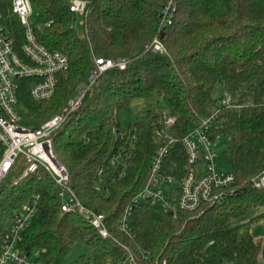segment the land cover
I'll use <instances>...</instances> for the list:
<instances>
[{
  "label": "trees",
  "instance_id": "16d2710c",
  "mask_svg": "<svg viewBox=\"0 0 264 264\" xmlns=\"http://www.w3.org/2000/svg\"><path fill=\"white\" fill-rule=\"evenodd\" d=\"M31 1L43 12L34 21L38 40L66 53L69 66L60 72L53 96L43 101L30 96L31 80L21 81L23 124L38 127L61 112L87 82L95 56L129 60L125 69L103 72L81 107L53 135L71 188L84 205L105 215L112 237H102L80 214L62 210L60 187L43 167L22 177L20 166L18 182L0 187V248L17 210L37 195V210L22 231L21 246L39 249L41 264H128L122 244L135 253L147 249L145 264H163L164 258L165 264H258L264 243L253 236L250 223L264 213L243 220L264 204V193L241 185L264 169V0H174L166 25L162 21L169 0H87L83 16L70 10L71 0ZM0 9L22 55L24 29L10 0H0ZM80 19L82 34L76 29ZM155 37L164 51L148 49ZM224 91L231 95V106L222 109L213 136L219 134L225 144L223 162L236 175V190L216 203L182 210L177 218L148 202L136 204L128 219L132 234L121 230L119 219L144 186L161 144L154 137L156 108L165 107L176 117L173 133L181 138L211 113ZM135 98L155 102L127 125L128 131L136 127V138L120 175V166L110 160L114 120ZM174 162L180 166L174 172L182 175L186 154L180 142L166 158L167 172L173 173ZM101 166L107 180L114 177L108 195L93 186ZM77 245L83 251L70 259Z\"/></svg>",
  "mask_w": 264,
  "mask_h": 264
},
{
  "label": "built area",
  "instance_id": "2783aa9c",
  "mask_svg": "<svg viewBox=\"0 0 264 264\" xmlns=\"http://www.w3.org/2000/svg\"><path fill=\"white\" fill-rule=\"evenodd\" d=\"M11 10L18 17L24 29V42L21 54L15 48L13 38L5 28L3 12L0 9V187L6 178L22 166V177L28 176L43 167L59 185L61 208L64 212H76L83 216L98 233L105 238L112 237L107 226L106 217L84 205L70 186V173L55 149L53 135L65 122L69 114L80 108L87 90L96 83L97 78L106 70L114 67L125 69L127 58L94 57L87 82L82 84L63 110L48 118L38 127H30L21 122L18 111L21 81H30V96L36 101H43L53 96L59 80V74L69 66L66 53L59 49H49L42 44L35 33L33 3L31 0H10ZM87 0H71L70 10L83 16L87 12ZM174 0H169L162 23H171ZM84 19L78 22L83 23ZM49 24V23H47ZM155 52L164 51V46L155 37L148 46ZM231 106V95L224 91L219 104L212 107L211 113L201 123L178 138L173 133L176 117L165 107H157V125L154 137L161 142L157 147L150 165V172L142 189L131 199L119 219L120 229L132 234L128 224L134 205L148 202L159 207L164 213L177 218L179 212L191 211L205 203H216L226 193L234 192L236 175L224 167L219 159L222 138L213 132L218 128L220 113L223 108ZM113 133L115 144L111 163L120 166V175L125 173V166L130 158L128 149L134 146L136 127L128 131L119 119L115 118ZM180 142L186 154L182 175L179 163H173L169 173L166 170V158L171 147ZM130 144V147H128ZM22 159V161H21ZM114 180L105 178V169L97 170L93 181L94 188L108 195L110 184ZM18 179L14 180L16 184ZM243 187L260 190L264 193V169L242 183ZM38 196L34 195L16 212L14 220L7 227L0 248V264H41L40 250L26 251L21 246L22 231L29 225L37 210ZM116 240V239H115ZM264 243V239H263ZM127 251L128 264H145L150 259L147 249L138 253L123 245ZM166 263V259L162 260ZM70 264H77L72 261ZM264 264L263 250L259 253V263Z\"/></svg>",
  "mask_w": 264,
  "mask_h": 264
},
{
  "label": "rangeland",
  "instance_id": "374dc122",
  "mask_svg": "<svg viewBox=\"0 0 264 264\" xmlns=\"http://www.w3.org/2000/svg\"><path fill=\"white\" fill-rule=\"evenodd\" d=\"M33 10H34V15L32 17L33 21H39L43 17V12L42 10L35 4H33ZM76 29L79 34L83 33V28H82V23L77 22L76 23ZM155 99L154 98H135L131 101V104L122 109L118 116L120 123L123 127H126L129 123V121L133 118L138 117L149 105V103H154ZM224 143L222 142L221 145V151L219 153V159L224 160V157L222 156V148L224 147ZM22 161V159H21ZM225 162V161H224ZM224 167L229 169L230 165L229 164H224ZM18 171V168L14 170L5 180L4 184L6 187H9L11 184H14L13 181L18 179L16 173ZM264 213V204L258 205L257 207H254L250 210V212L247 214V216L244 218V222L250 220L254 216H257L259 214ZM250 228L253 236L257 239H264V217L260 216L258 217L255 221L250 223ZM83 251V247L81 245H77L75 247V250L73 254H71L70 259H75L78 257V255ZM66 264H69V260H67Z\"/></svg>",
  "mask_w": 264,
  "mask_h": 264
}]
</instances>
